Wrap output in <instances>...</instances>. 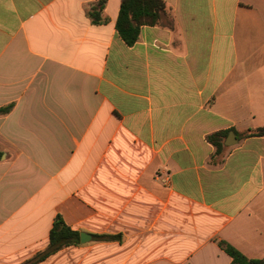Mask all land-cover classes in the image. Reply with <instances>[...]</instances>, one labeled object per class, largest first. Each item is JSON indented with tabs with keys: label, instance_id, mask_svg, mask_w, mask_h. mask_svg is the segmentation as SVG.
Segmentation results:
<instances>
[{
	"label": "crops",
	"instance_id": "obj_1",
	"mask_svg": "<svg viewBox=\"0 0 264 264\" xmlns=\"http://www.w3.org/2000/svg\"><path fill=\"white\" fill-rule=\"evenodd\" d=\"M96 1L0 0V264L58 215L91 239L38 264L264 258V0H164L133 44Z\"/></svg>",
	"mask_w": 264,
	"mask_h": 264
},
{
	"label": "trees",
	"instance_id": "obj_2",
	"mask_svg": "<svg viewBox=\"0 0 264 264\" xmlns=\"http://www.w3.org/2000/svg\"><path fill=\"white\" fill-rule=\"evenodd\" d=\"M107 0H98L88 8V15L93 23H102L103 10ZM161 24L172 27L173 20L169 15L167 5L164 0H122L120 13L117 20V29L120 35L128 44L135 43L140 36L141 27L144 25ZM1 111V110H0ZM243 136L264 135V127L252 129L244 132ZM225 133H214L209 136V140L217 147V154L223 147V137ZM99 238L112 239L114 236H99ZM81 243V234L71 229L58 215L50 231V241L48 247L35 254L24 264H38L49 257L51 254L72 244ZM221 248L232 257V264H264V258H248L234 246L226 241H220Z\"/></svg>",
	"mask_w": 264,
	"mask_h": 264
},
{
	"label": "water",
	"instance_id": "obj_3",
	"mask_svg": "<svg viewBox=\"0 0 264 264\" xmlns=\"http://www.w3.org/2000/svg\"><path fill=\"white\" fill-rule=\"evenodd\" d=\"M237 141H238V139H237L235 133L234 132H231L229 134V136L227 137V140H226L225 144L227 146H231V145H234L235 143H237ZM90 239H91V235L90 234H87L85 232H82L81 233V242L82 243H87V242L90 241Z\"/></svg>",
	"mask_w": 264,
	"mask_h": 264
}]
</instances>
